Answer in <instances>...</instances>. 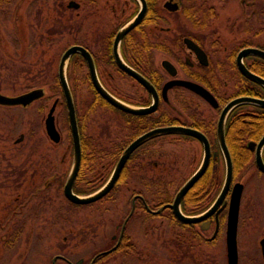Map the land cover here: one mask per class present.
<instances>
[{"label":"flooded vegetation","instance_id":"flooded-vegetation-1","mask_svg":"<svg viewBox=\"0 0 264 264\" xmlns=\"http://www.w3.org/2000/svg\"><path fill=\"white\" fill-rule=\"evenodd\" d=\"M11 1L14 0H0V14L13 3ZM56 1L18 0L19 15L14 19L19 31L18 40L11 49V55L18 60L16 63L24 55L25 43L29 42L30 46L34 44L31 43L33 37H46L45 41L51 43L62 35L55 31L53 22H57L58 18L62 20V16L57 17L56 9L65 2L56 4ZM65 7L68 13L65 17L67 46L56 66V77L50 84L44 85L60 86L58 68L63 54L72 47L82 48L86 56L73 54L66 67V79L74 106L79 97L88 103L82 113L84 127L80 129L77 122L81 162L83 148L88 149L87 160H90L91 151H97L99 156L102 152L106 155L119 152L116 160L92 161L93 164H101L99 167L92 163L88 165L86 172L89 182H94L84 186L85 195L105 185L122 153L139 137L155 129L182 127L199 132L207 140L210 158L205 173L180 202V211L185 217H204L194 223H185L176 218L170 206L181 187L201 165L205 143L180 134L162 135L142 143L125 162L112 189L100 200L89 204L104 205L120 198L127 199L124 209L128 208V211L114 226L111 247L90 259L80 257L74 261L67 254L68 247L62 253L45 259L51 258L50 264H103L114 253L126 257L129 251L131 260L137 264L148 262L147 255L155 243L172 244L178 246L179 251L190 248L196 251L202 245H214L224 234L226 254L222 264H228L226 228L235 184L243 186L238 228L243 223V211L252 210L255 203H258L260 225L264 228V194L254 201L245 192L243 181L249 172L236 177L233 171L230 188L218 202L225 180V159L217 139L219 118L228 103L240 97L261 99V86L244 77L238 68V57L244 50L264 51V46H261V22H264L261 20L264 19L261 0H67ZM135 21L136 24L121 36L116 47L119 33ZM220 21L232 22L236 27L235 34L239 33V37L235 42L222 37L216 24ZM254 27L258 29L253 30ZM116 48L126 67L143 78L149 88L120 67ZM157 56L162 57L159 59ZM261 60L257 56L247 55L241 62L249 72L261 77ZM94 81L125 105L153 109L143 115L121 111L107 103L95 90ZM72 87H80L81 96L73 93ZM191 87L204 89L209 94V100L201 91ZM34 90H42L43 95L26 105L0 104V132L6 134L0 144L12 145L8 148L10 156H5L3 163L8 160L13 165V177L21 181L14 190L8 191V207L4 216L0 217V223L2 229L14 231L10 236L12 241L21 234L29 233L35 238L48 230V243L51 246L56 242L52 232L57 225L58 192L57 158L51 143L56 145L61 141L55 111L59 103H65L63 93L62 97H48L42 87H34L12 96L0 91V95L16 98ZM43 100L51 101L43 121L44 134L51 142L47 144L49 151L43 150L40 134L37 137L42 129L40 109ZM55 102L54 124L60 135L59 142L51 140L45 124ZM255 107L259 108L258 112L254 110ZM7 108L18 109V118H10L9 113L2 110ZM32 108L37 109V115L26 123L25 118L19 115ZM250 116L258 117L261 123V108L251 104L238 105L226 117L224 141L233 169L236 161L244 165L249 159L256 169L254 151L248 145L250 142L257 143L264 136V131L261 130L258 138L251 139V135H258V130L249 126ZM235 119H240L248 127H233ZM14 129H17L16 133L11 135ZM11 137L12 144H9ZM241 149L246 151L248 158L237 155L234 160L233 152ZM70 154L67 176L72 165L73 147ZM261 157L264 162V147ZM111 162L113 166L105 175V165ZM193 166V170L187 173ZM154 231H158V234ZM263 239L264 236L255 241L248 254L244 253V249L240 251L237 241V264H241L242 260L264 264ZM63 241L67 242L68 239L64 238ZM113 248V253L105 254ZM101 253L104 254L97 256ZM179 259L185 261L186 257L180 255ZM197 263V256L184 262Z\"/></svg>","mask_w":264,"mask_h":264},{"label":"rangeland","instance_id":"rangeland-1","mask_svg":"<svg viewBox=\"0 0 264 264\" xmlns=\"http://www.w3.org/2000/svg\"><path fill=\"white\" fill-rule=\"evenodd\" d=\"M62 2L65 3L58 5L56 15L57 17L62 16L63 18L62 20L58 18L57 22H53L56 26L55 31L58 35H62L58 36L57 41L55 40L51 43L45 41L46 37L40 39L33 37L31 39V43L34 42L33 45L30 46L29 42H27L23 46L24 55L19 60L21 64L20 62L16 63L18 60L11 55V52H13L11 49L14 47L16 40H18L19 31H17V24H15L14 20L19 15L17 11L19 7L18 0L11 1L12 4L8 5L0 14V91L3 94L12 96L27 92L34 87H42L48 97L57 96L52 91L55 86H45L44 83L50 84L52 79L56 77V66L64 48L67 46V37L65 35L67 31L65 17L68 14L65 7L67 0H57L56 4ZM263 10L264 1L261 0V12ZM216 24H218V31L225 40H233L235 42L239 37V33L235 34L236 27H233L232 22L220 21ZM252 29L257 30L258 27ZM261 46H264V22H261ZM157 57L160 59L162 56ZM34 82L40 85L35 86L36 84H33ZM50 104V100L41 101L42 129L40 131L41 133H37V137L40 134V138H42L43 150L45 149L47 151H49L47 144L51 142L47 140L44 134L43 121L46 118ZM77 105L82 114L88 103H85L79 97ZM2 110L8 112L9 115L5 114L10 116V118H18V109L7 108ZM36 111L37 109L33 108L30 110L27 109L19 116L25 118V122L28 123L30 118L33 119L37 115ZM55 118L57 129L61 135V141L58 144L53 145L51 143L56 151L58 177L56 203L57 225L52 232V238H55L56 242L52 244L53 246L49 245L48 230L41 232L42 234L40 235L35 234V236L37 235L35 238L29 233H26L27 235L21 234L17 239L12 241L13 238H10V236L14 231L12 229H2L0 223V264H50L51 258L45 259V257L60 254L67 247V254L74 261L80 257L90 259L96 253H100L111 247V237L115 234L114 226L127 214L128 208L126 210L124 209V203L127 202L125 198H120L116 202H109L104 205L95 204L83 208H74L67 203L63 197L61 186L62 182L65 181L70 167L72 147L68 140L69 125L65 107L57 108ZM24 129H27V127H24ZM16 130L14 129L11 135H14ZM3 135L6 134L0 132V140L3 138ZM12 138L8 142L9 144H12ZM11 146L0 144V155L2 154V161H0V217L4 216L3 214L7 210L6 207H8L6 204L9 199L8 195H10L8 191L11 192L12 189L14 190L21 182H18L19 180H16L12 175L13 165L8 160L3 163L5 156H10L8 148L10 149ZM2 148H6V150ZM193 168L194 166L189 168L187 173L191 172ZM243 183H245L246 194L254 198V201H257L260 194H264V175L257 169H251ZM242 222V225H239L238 228L237 241L240 251L244 249V253L248 254L251 252L250 247L252 244L264 236V228L260 225L258 203L254 204L252 210L247 209L243 211ZM154 233L157 235L158 231H154ZM28 235H30V238ZM64 238H67L68 241L64 242ZM219 238V241L214 243V245H202L196 251L191 248L187 250L181 249L179 251L178 249L180 248L172 244L166 245L165 242L162 244L155 243L147 255L148 262L137 264H184L187 259H193L195 256H197V264H222L224 255L226 254L224 243L225 235L223 234ZM180 255L186 257L185 261L179 259ZM104 261L103 264H135L131 260L129 251L126 257L121 256L119 253H114ZM241 264L258 263H246L242 260Z\"/></svg>","mask_w":264,"mask_h":264},{"label":"water","instance_id":"water-1","mask_svg":"<svg viewBox=\"0 0 264 264\" xmlns=\"http://www.w3.org/2000/svg\"><path fill=\"white\" fill-rule=\"evenodd\" d=\"M136 24V21L134 23L129 24L127 27H125L118 35L117 37V42H116V47L117 43L119 42V39L121 36L128 31V29H131L134 25ZM79 53L81 55H85V51L80 48V47H72L68 49L62 56L60 63H59V68H58V79L60 82V87L64 96L65 100V105H66V110H67V116H68V123H69V129H70V135H71V140H72V147H73V157H72V165L70 172L66 178V181L63 186V194L64 197L72 204L75 205H89L91 203H94L101 198H103L114 186L116 183L121 170L131 155V153L139 147L142 143L158 137L162 135H167V134H180V135H187L194 137L198 139L199 141H202L205 143V149H204V158L202 160L201 165L199 168L196 170V172L186 181V183L181 187V189L178 191L176 194V197L174 199L173 204L170 206L176 216V218L180 221H183L185 223H194L202 219L203 217L200 218H188L185 217L181 211H180V202L183 198V196L189 191V189L199 180V178L205 173L209 158H210V150L208 149L207 140L203 135H201L199 132L188 129V128H182V127H169V128H159L152 130L141 137H139L136 141H134L121 155L118 163L116 164L110 178L108 181L103 185L99 190L96 192L90 194V195H78L74 193L73 191V186L74 182L76 180V177L78 175L79 169H80V164H81V144H80V136H79V131H78V126H77V120H76V112H75V106L73 102V98L71 95L70 88L67 83L66 79V67L67 63L70 59V57L75 54ZM117 62L120 65V67L131 74L133 77H135L138 81H140L144 86L149 88V85L147 82L136 75L132 70H130L126 65L123 63V61L120 59V56L118 55L117 48L115 50ZM247 55H254L262 60H264V51L261 50H256V49H246L243 52L240 53L238 57V68L240 73L246 77L247 79L255 82L262 88H264V78L258 77L254 75L253 73L249 72L244 65L241 62V59L244 56ZM91 71H93V65L91 64ZM94 87L95 90L109 103L111 106L127 112L131 114H138V115H143L147 114L152 111L153 108L149 109H137L130 107L128 105H125L118 101L116 98H114L111 94H109L99 83L94 81ZM190 87V86H189ZM194 90L200 92L206 99L209 100V94L201 88H194L191 87ZM167 89V87L165 88ZM201 89V90H200ZM43 95L42 90H34L31 92H28L22 96L16 97V98H9L0 95V104H7V105H15V104H23L26 105L30 103L31 101L38 99ZM242 104H251L258 106L262 109H264V99H255V98H250V97H240L232 100L230 103L227 104V106L224 108L218 122V129H217V139L218 142L221 145V152L224 156L225 159V180L223 184V188L221 190V193L218 198V202L224 197V194L226 191L229 190L231 181H232V176H233V165L231 161V157L229 154V151L227 150L225 146V141H224V127H225V121L228 113L235 108L238 105ZM56 108V102L53 104L51 107L47 119H46V131L49 137L51 138L52 141L54 142H59L60 140V135L57 132L54 124V111ZM248 147L254 151V163L255 167L259 172L264 173V162L261 157V152L264 147V136L260 138V140L257 143L250 142ZM243 186L242 184H235L233 188V194L231 197V205L229 208V213H228V218H227V228H226V248H227V257H228V264H237V228H238V219H239V202H240V196L242 192ZM262 246L264 250V239L262 241ZM115 248L111 249L106 253H111L114 251ZM104 253L98 254L97 256H100Z\"/></svg>","mask_w":264,"mask_h":264},{"label":"trees","instance_id":"trees-1","mask_svg":"<svg viewBox=\"0 0 264 264\" xmlns=\"http://www.w3.org/2000/svg\"><path fill=\"white\" fill-rule=\"evenodd\" d=\"M261 77L264 78V61L261 60ZM55 87L52 89V91L54 92L55 95L59 96V97H62V91H61V88L59 85H54ZM72 91L73 93H78L79 96H81V88L80 87H72ZM242 93V92H241ZM235 94H237V91H235ZM261 98L264 99V88L261 87ZM78 100L76 101L75 103V106H76V112H78V118H77V122H78V126L79 128H83L84 127V117H83V114H81L80 110L78 109ZM58 107H65V103L62 102L58 104ZM254 110H256L258 112L259 108L255 107ZM65 112H66V108H65ZM257 114V113H256ZM243 120V119H242ZM233 127H248L245 123H243L240 119H235V121L233 122ZM249 126L250 127H255L258 131V135H251V139L252 138H258L259 136H261V132L264 131V109L261 108V123H259V118L258 117H253V116H250L249 117ZM262 130V131H261ZM68 140H69V143L71 144V140H70V134L68 132ZM88 149H85L83 148V153H82V164H81V168H80V171L78 173V176H77V179L74 183V187H73V191L74 193L78 194V195H85L86 193L84 192V186L85 185H88V184H91L93 182H89V178H88V173L86 172V169L89 168V164L92 163V165L94 166H100L101 164H98V163H94L92 161L96 160H116L117 158V153L119 154V152H110L109 154H104V152L101 153V155H97V151H91L90 154H89V158L90 160H87L88 157L86 155V151ZM234 160H236L237 158V155H239L240 158H243V159H246L248 158L246 156V151L244 150H239V151H234ZM250 161H246L244 165H241L238 163V161H236L234 163V175L236 177H240L241 175L249 172L251 169H254V164L253 162L251 161V159H249ZM106 174L105 175H108L109 172H110V168H112L113 166V162H111V164H106ZM109 168V170H108ZM67 176V174H66ZM66 178V177H65ZM65 181L62 182V186L63 187V184H64ZM61 183V182H60ZM62 189V188H61ZM64 197V195H63ZM64 199L67 201V203H69V205H71L72 207L74 208H83V207H87L86 205L83 206V205H75V204H72L70 203L65 197ZM71 230V229H70ZM178 248V246H176ZM179 250V249H178Z\"/></svg>","mask_w":264,"mask_h":264}]
</instances>
